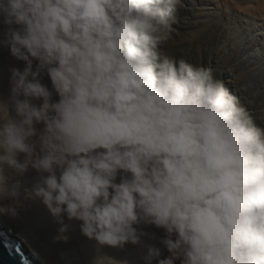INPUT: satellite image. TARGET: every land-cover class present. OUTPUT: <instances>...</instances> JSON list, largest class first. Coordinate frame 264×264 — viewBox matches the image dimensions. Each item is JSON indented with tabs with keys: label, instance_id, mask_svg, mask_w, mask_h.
<instances>
[{
	"label": "clouds",
	"instance_id": "9594fccd",
	"mask_svg": "<svg viewBox=\"0 0 264 264\" xmlns=\"http://www.w3.org/2000/svg\"><path fill=\"white\" fill-rule=\"evenodd\" d=\"M182 2L0 0V49L25 64L0 93V216L40 203L63 242L79 222L90 264H129L105 252L129 244L144 264H264V128L162 52Z\"/></svg>",
	"mask_w": 264,
	"mask_h": 264
},
{
	"label": "rangeland",
	"instance_id": "374dc122",
	"mask_svg": "<svg viewBox=\"0 0 264 264\" xmlns=\"http://www.w3.org/2000/svg\"><path fill=\"white\" fill-rule=\"evenodd\" d=\"M198 5H200L198 0H183L182 6L176 12L177 23L174 24L173 39L162 47V52L177 60L184 59L194 66L211 69L214 78L222 81L225 87L238 97L255 122L264 128V58L260 53L256 56L258 51H252L255 48L246 44L245 38L253 35L251 25L233 24L223 16L218 19L201 16L196 10ZM1 60L3 64L0 66V90L7 98L10 69L18 67L22 70L25 64L11 54ZM44 82L51 87L49 79L45 78ZM28 178L29 175L26 174V179ZM68 223L71 225L70 229L80 232L79 222ZM146 230L155 231L158 236H163L162 230L154 227ZM82 242L91 243L87 251V263L90 264V255L94 254V242L83 236L77 244ZM144 243L160 246L155 240L145 239ZM105 252L117 259L127 258L129 264H144L143 244L138 246L129 244L124 250L105 249Z\"/></svg>",
	"mask_w": 264,
	"mask_h": 264
},
{
	"label": "bare ground",
	"instance_id": "6f19581e",
	"mask_svg": "<svg viewBox=\"0 0 264 264\" xmlns=\"http://www.w3.org/2000/svg\"><path fill=\"white\" fill-rule=\"evenodd\" d=\"M198 2L200 5L196 10L201 16H210L214 19L223 16L233 24L251 25L253 35L245 38L246 44L255 48L252 51H258L256 56L260 53L264 58V0H198ZM9 54L8 48L0 49V66L3 64L1 59ZM27 175L30 179L36 173L30 170ZM4 203L11 204L12 201ZM22 203L24 206L17 209L18 215L15 218L9 215L0 216V229L21 242L39 264H88L87 251L91 243L77 244L82 237L80 232L69 229L66 235L70 239L67 242L56 241L54 238L58 235L60 226L54 222L47 209L42 204L32 201L22 200ZM68 222L66 220V223Z\"/></svg>",
	"mask_w": 264,
	"mask_h": 264
},
{
	"label": "water",
	"instance_id": "95a60500",
	"mask_svg": "<svg viewBox=\"0 0 264 264\" xmlns=\"http://www.w3.org/2000/svg\"><path fill=\"white\" fill-rule=\"evenodd\" d=\"M0 264H39L17 239L0 229Z\"/></svg>",
	"mask_w": 264,
	"mask_h": 264
}]
</instances>
